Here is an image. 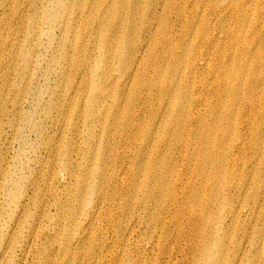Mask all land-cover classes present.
Segmentation results:
<instances>
[{"label":"bare ground","instance_id":"obj_1","mask_svg":"<svg viewBox=\"0 0 264 264\" xmlns=\"http://www.w3.org/2000/svg\"><path fill=\"white\" fill-rule=\"evenodd\" d=\"M73 1L72 5L62 2L56 17L67 18L66 26L72 25L79 35V57L67 59L65 95L45 122L50 121L54 128H107L108 152L97 158L94 171L77 170L71 161L76 149H69L64 193L60 187L52 188L54 179H49L47 190L37 188L31 197L19 161L15 167H6L9 136H14L7 130L12 123L7 89L11 76L10 65H0V264H244V245L252 240L248 227L244 231L232 227L239 217L234 201L228 215L222 217L221 194L207 186L197 190L205 182H219L224 189L230 184L235 190L242 188L243 183L233 176L240 172V165L229 171L237 159L227 161L232 150L219 144L224 130L195 134L194 140L184 143L177 141L169 160L157 157L155 138L160 133L152 128H264V86L254 76L257 57L247 69L252 50L264 53L259 33L264 6L256 4L258 9L248 12L246 7L242 9V0H236L237 10L235 0H157L154 5L134 0L130 9L127 0H118V13L111 12L116 4L111 5L110 0ZM25 2L0 0V52L13 41H22L26 35L23 19L28 21L30 13L47 0H32L33 9L27 11ZM228 13L237 24L234 30L224 25ZM137 20L143 25L136 24ZM39 21L37 17L32 22L29 38L40 32ZM79 21L84 22L80 31ZM233 41L240 53L237 62L235 51H229L234 49ZM101 42L107 47L102 48L103 54L90 48V44L98 47ZM120 48L126 54H120ZM9 59H14L13 53ZM167 68V78L180 76L178 84L165 80ZM219 78L224 85L217 86ZM30 84L31 80L28 87ZM148 87L158 90L159 106L133 113L132 101H141V93ZM195 90H207L217 97L211 104L206 102L203 114L190 110L194 103H201L190 97ZM30 91L31 87L26 93ZM38 93L34 90L33 96ZM88 96L93 103L89 110L85 106ZM237 102L240 108L234 119L230 115ZM122 128L128 130L122 134ZM22 135L19 128V142ZM91 138L98 136L92 131ZM47 151L57 154L51 147ZM125 158L132 166L124 175L131 176H116L127 181L124 186L128 191L120 182L108 183L117 161ZM170 172L173 184L168 181ZM39 178L47 180L43 172ZM143 227L146 232L140 241ZM254 230L255 244L260 247L263 230ZM110 232L116 247L113 258L104 256L110 252Z\"/></svg>","mask_w":264,"mask_h":264},{"label":"rangeland","instance_id":"obj_2","mask_svg":"<svg viewBox=\"0 0 264 264\" xmlns=\"http://www.w3.org/2000/svg\"><path fill=\"white\" fill-rule=\"evenodd\" d=\"M127 1L128 7L132 9V2H134V0ZM156 1L157 0H144V3L154 5ZM31 2L32 0H26L24 3V9L26 11L33 9ZM62 2L66 3V0H47L45 5L36 7L37 11L34 9L33 13H30L28 21L23 19L21 23V25L26 28V35L22 38V41L15 40L5 51L0 52V65L8 63V65H10L9 75L11 76V81L7 89L10 100L9 119L12 121V126L8 125L11 128H7V130H10L14 136L8 135L10 141L7 144L6 167H15L19 161L22 175L27 179L26 185L28 186V194L31 197L35 196L37 188L47 190L46 186L49 179L50 181L54 179L52 188L60 187L59 191L64 193L65 188L68 187L66 186L65 179L69 177L66 172V169H68L66 165L68 162L66 161V155L69 149H76L71 154V161L77 170L92 169L94 171V168L97 167V158L108 152V149L106 151L105 148L108 138L107 128L105 131H103V128L91 127L54 128L50 121L45 122L46 116L54 112L56 103L65 95L62 93V88L66 81H68L66 78L67 76L64 75L69 74V72L64 69L67 59L79 57V51L77 50L78 40L76 38L79 35L73 31L72 25L66 26L68 23L67 18L63 19L61 16L60 18L56 17L57 10H59ZM67 2L69 5L75 3L73 0H67ZM108 2L114 5L118 0H110ZM242 2V9L246 7L248 12L257 10L258 6L256 4H260V7L264 6V0H242ZM118 6L119 5L116 4V6L111 9V12L120 13L121 9H119ZM235 8L237 10L236 0ZM62 12L67 13L68 10H63ZM262 15H264V11ZM37 17L40 18L38 22L40 32L33 34L29 38L28 32L31 31L32 22H35ZM225 18L224 25H231L234 30L237 24L231 16V13H228ZM256 23L257 19L254 21V27ZM136 24L140 25V21L137 20ZM82 25H84V22L79 21V31ZM142 25L143 21L140 26ZM114 26L118 27V23L115 22ZM261 28L259 33L261 34V42L264 43V25H262ZM246 29L251 30L249 27ZM234 36L237 37V34H234ZM249 36H252V34ZM135 39H140L138 28L135 31ZM30 40H32V43H30ZM233 46L234 49L230 50L229 48V51H235L233 58L236 59L237 62L240 60V53L237 48V43L234 41ZM254 47L256 48L255 44ZM90 48L103 54L102 48L107 47L101 42L98 47H95L94 44H90ZM119 52L120 54H126L123 48H120ZM12 53L14 54V59L10 60L9 55ZM255 57H257V65L254 70L256 75L254 76L256 77L257 83L264 86V53L258 54L252 50L247 69L250 68V63H252L251 61L254 60ZM182 63H185V59ZM204 64L205 63H203V65ZM205 69L206 65L203 66V73L206 71ZM169 70L170 69L167 68L164 73L165 80H172L173 84H178L180 76H178L176 80L167 78L166 74ZM115 74L119 75L118 67H116ZM21 75H23L22 79H20ZM201 78H203V75L200 79ZM29 80H31L29 86L32 91L26 93V90L30 88L28 87ZM216 84L217 86L224 85V82L219 78ZM231 86L232 85H229V87ZM34 90H39V93L35 96H33ZM68 93L72 94L73 92L69 91ZM201 93H205V95ZM158 96L157 89L150 87L146 88L141 93V101H137L136 99L132 101L134 105L133 113H139L144 107H146L148 111L157 108L159 106L157 103ZM190 97L191 99L199 98L201 100V103L198 105L194 103V105L190 107V110H192L193 113L201 112L202 114L205 112L206 102L211 104L212 101L217 98L213 92L208 93L207 90L204 92L195 90L191 93ZM92 104L88 96L87 103L85 104L88 110L91 108ZM239 108L240 103L237 102L234 113L230 115L234 119L237 117ZM61 119L63 118L61 117L60 120ZM87 119H89V116ZM35 122L36 127L34 125ZM252 123L253 122L250 124ZM13 125H15V127H13ZM19 128H21L23 132L21 142L17 140ZM147 129L148 128H134V130L142 131ZM120 130L123 134L128 128H122ZM152 130L153 132L160 133V136L155 138L157 142L156 150L159 153L157 157L163 159L168 158L169 160L170 154L174 153L177 146V141L184 143L188 140H194L195 134L200 136L204 133L209 134L212 130H224V133L219 138V144H223V148L229 151L230 149L232 150V155L226 159L227 161H229V159H237V164H233L229 168V171L234 172V170L237 169V165H240V172L236 174L233 173V176L237 178L238 182L243 183L242 188L235 190L230 184V187L224 189L219 182L217 184L205 182L199 186L197 190L199 188L203 190L204 187L207 186L209 191L212 190L215 194H221L222 200L220 207L225 211L222 217L228 215L234 201L236 214L239 217L234 221L232 227H240L242 231H244L245 227H248V234L251 236L252 240L246 243L248 240L243 239V234L241 235V239L246 243L244 248L247 255L243 263L264 264V242L261 243L262 246L260 245V247L255 244L256 231L254 230L255 227L261 228L263 230L261 236L264 237V128H152ZM92 131L96 133L98 139H89V134ZM48 147L56 149L57 154L54 151H47ZM121 150L122 147L120 146L119 152ZM57 158L58 160L55 161ZM90 159L92 161H89ZM128 166L130 167L132 164L127 158L123 160L120 159V161L118 160L111 170L108 183L111 181V185H116L120 182L122 184L121 186L128 191L129 189L126 188L127 186H124V184H127V181L123 180V177L116 176L117 173H119V176H125L124 171ZM41 172L47 176V180L39 178ZM171 175L172 173L170 172L168 181L173 184ZM126 176H131V173ZM60 180L62 181L59 183ZM156 183L157 181L153 183V186H155ZM39 193H43V191L40 190ZM157 194L162 195V193L159 192H157ZM248 203H250V206H248ZM200 220L201 217L198 219V222H200ZM179 222L186 224L187 219H180ZM140 230L142 231L140 232L141 241L146 229L143 227ZM109 238L110 240L107 243V247L110 252L105 253L104 256L108 258L112 256L113 258L116 254V247L112 241V232L109 233ZM222 239H226V237L222 236Z\"/></svg>","mask_w":264,"mask_h":264}]
</instances>
